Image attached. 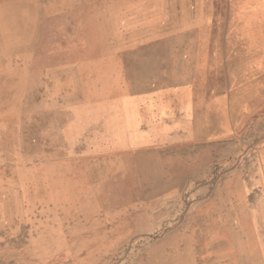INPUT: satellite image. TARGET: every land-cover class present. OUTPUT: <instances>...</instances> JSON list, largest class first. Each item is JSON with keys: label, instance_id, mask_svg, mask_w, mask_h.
<instances>
[{"label": "rangeland", "instance_id": "obj_1", "mask_svg": "<svg viewBox=\"0 0 264 264\" xmlns=\"http://www.w3.org/2000/svg\"><path fill=\"white\" fill-rule=\"evenodd\" d=\"M53 110L150 115L77 198L122 242L70 233L63 170L56 203L19 171ZM0 264H264V0H0Z\"/></svg>", "mask_w": 264, "mask_h": 264}, {"label": "crops", "instance_id": "obj_2", "mask_svg": "<svg viewBox=\"0 0 264 264\" xmlns=\"http://www.w3.org/2000/svg\"><path fill=\"white\" fill-rule=\"evenodd\" d=\"M53 111L58 112V114L54 115L53 112L47 114L48 117L43 115L36 119H25L27 124L28 122L36 123L37 128L39 126L41 128L38 129V133L29 136V140L38 147L36 151L37 158L32 162L39 163V165L35 168L21 167L19 171L30 173L35 170L38 181L42 182V190H47V193H51L53 197H56L54 199L56 203L61 193L63 170V177L69 186L67 193L73 197L72 203L69 204L71 218L67 221L68 229H71L70 233L75 238H83L84 242L88 244L108 243L110 236L116 239L121 238L120 241L122 242L123 235L120 232L116 233L117 229L111 232L109 230L114 227L119 228L122 225L118 220L113 219L114 222L110 221L112 219H109L107 208H104V206L92 208L90 204H85V207L80 208L77 206V198L80 197L83 201L84 197L88 199L91 196V200H93L92 196L95 195L96 187H98L97 190H102V185L97 183L106 178L108 179V177L103 176V165L109 162L111 158L116 157V161H120L125 157L140 154L136 151H139L142 146L148 147L145 144L147 141H145L146 139L143 140V137H152V119L150 115L147 113L144 116H139L133 112L126 118V121L123 117L120 122L119 119L116 122L110 119H101L89 124L87 120H83L77 115L71 118V114H74L71 110L68 111L64 119L60 118L59 110ZM125 123L129 125L128 130L125 128ZM61 126L65 130L60 134ZM114 126H116V136H113L115 133ZM134 126L135 129H133ZM136 129L146 131L144 135H141L140 132L136 136V139L141 140L139 142H133L132 140L131 132ZM55 131L58 132L57 136L49 135V133L55 134ZM126 131L130 133L129 142L125 140L126 135L124 133ZM11 141H14V139H11ZM93 148L100 150H94ZM66 189L64 188V190ZM65 226V223L60 225L62 229ZM79 226H81L80 231L77 230ZM62 232L65 234L64 231ZM114 233L116 234L114 235Z\"/></svg>", "mask_w": 264, "mask_h": 264}, {"label": "bare ground", "instance_id": "obj_3", "mask_svg": "<svg viewBox=\"0 0 264 264\" xmlns=\"http://www.w3.org/2000/svg\"><path fill=\"white\" fill-rule=\"evenodd\" d=\"M16 41V40H15Z\"/></svg>", "mask_w": 264, "mask_h": 264}]
</instances>
